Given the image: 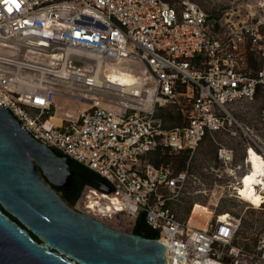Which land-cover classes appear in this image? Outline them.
Returning <instances> with one entry per match:
<instances>
[{"label":"built area","instance_id":"built-area-1","mask_svg":"<svg viewBox=\"0 0 264 264\" xmlns=\"http://www.w3.org/2000/svg\"><path fill=\"white\" fill-rule=\"evenodd\" d=\"M255 5L247 19L234 21L233 11L211 25L195 0H0V105L35 139L99 176L76 210L128 233L144 223L165 245L167 264H264V235L253 247L236 241L240 218L221 213L197 225L173 207L206 136L245 132L240 160L217 142L236 198L248 151L264 156L228 107L264 92V0ZM120 59L140 65L139 91L108 81V63ZM169 104L184 124L158 115ZM177 154L186 156L182 170L170 164Z\"/></svg>","mask_w":264,"mask_h":264},{"label":"water","instance_id":"water-1","mask_svg":"<svg viewBox=\"0 0 264 264\" xmlns=\"http://www.w3.org/2000/svg\"><path fill=\"white\" fill-rule=\"evenodd\" d=\"M73 174L70 157L0 105V264H167L161 241L74 209L53 187Z\"/></svg>","mask_w":264,"mask_h":264},{"label":"rangeland","instance_id":"rangeland-1","mask_svg":"<svg viewBox=\"0 0 264 264\" xmlns=\"http://www.w3.org/2000/svg\"><path fill=\"white\" fill-rule=\"evenodd\" d=\"M195 1L207 11L211 25L217 22L224 23L226 18L231 17L230 14L233 11L238 13V15L234 14V21L247 19L250 9L254 11L256 8L255 0ZM218 32H222V29ZM124 65L125 70L134 74H138L141 69L137 63H125ZM60 102L65 104V108H73L77 104L73 101L61 100ZM263 104L264 92H260L254 100H244L240 103L233 102L228 104V107L244 127H249L253 131L255 137L264 147V126L259 124L260 110ZM176 109L177 106L169 104L160 109L158 115L163 118L164 114L169 113V111L175 112ZM60 111H62L61 108L58 112ZM165 122L172 126L176 121L169 118ZM234 130L236 131L235 135L229 132H219L215 133L214 136L208 135L204 138L191 160L186 189L180 199L174 202L173 207L179 217L183 220H191L192 223L197 225L206 223L210 217L215 215L230 212L233 216L241 219L236 241L248 247H253L258 236L260 234L264 235V156L262 158V155L259 156L255 153L257 162L253 163L252 157H250V163L248 160V169L240 176L241 186L238 185L235 188L239 190L240 196L238 197L240 199L236 198L234 194H229L228 184L232 179L226 175L223 166L217 160L216 150L217 142L223 143L235 149L236 158L240 160L244 149H246L245 132L240 128ZM249 152H256V150L251 148L248 151L250 155ZM154 158L159 159L161 157L155 156ZM185 160L186 156L184 154L173 155V162L170 164L173 169L182 170L186 165ZM256 163H258L259 168L258 174L263 179L259 183L254 182L253 178L255 177L252 175L253 164ZM258 184L260 186H256ZM218 197L219 202H217Z\"/></svg>","mask_w":264,"mask_h":264},{"label":"trees","instance_id":"trees-1","mask_svg":"<svg viewBox=\"0 0 264 264\" xmlns=\"http://www.w3.org/2000/svg\"><path fill=\"white\" fill-rule=\"evenodd\" d=\"M163 118L165 120L169 118L174 119L176 121L174 124H179V123L184 124V118L178 108L175 110V112L169 111V113L164 114ZM56 151L60 155L64 156V154L61 153L60 151L58 150ZM153 161L156 164L160 163V161H158V159L156 158ZM71 165H72V170L74 172L72 176V184L74 185V192L69 197V204H73L76 201L84 185L86 184L99 185L100 184L99 176L93 171H91L90 169H88L87 167L82 166L81 164L77 163L73 159H71ZM66 198L67 197L64 196L65 200ZM138 228L139 230L138 229L135 230L136 233H139L143 236L150 237V238L156 237V234L150 228L146 227L144 223H141Z\"/></svg>","mask_w":264,"mask_h":264},{"label":"bare ground","instance_id":"bare-ground-1","mask_svg":"<svg viewBox=\"0 0 264 264\" xmlns=\"http://www.w3.org/2000/svg\"><path fill=\"white\" fill-rule=\"evenodd\" d=\"M123 60L120 59V61L117 64L108 63L107 74H108L109 79H110L108 81L112 84L117 85L125 93L130 94V93L139 91V89L143 85V79L145 78V76L141 72H138V74H134L131 71L125 70L124 69L125 63ZM100 68L101 67L99 66V72H100ZM59 108H61V107H58V111H59ZM57 114H58V112H57ZM57 114H56L55 118L58 117ZM255 153H257L259 156H261V154H259L257 151L251 152L249 155V159H248L249 163H250V157H252L253 163L257 162V155ZM261 157L263 158V156H261ZM258 170H259L258 163L253 164L252 175H253V177H255V178H253L255 183H259V182H261V180H263V179H261L260 175L258 174ZM256 186H260V185L258 184ZM228 216H229V213L224 212L222 215V219H226Z\"/></svg>","mask_w":264,"mask_h":264},{"label":"flooded vegetation","instance_id":"flooded-vegetation-1","mask_svg":"<svg viewBox=\"0 0 264 264\" xmlns=\"http://www.w3.org/2000/svg\"><path fill=\"white\" fill-rule=\"evenodd\" d=\"M80 180V179H79ZM56 190H58L59 192H60V194L62 195V197L64 198V196L65 197H67L66 198V201L69 203V197L73 194V192H74V185L72 184V180H71V183H70V185L66 188V189H61V188H59V187H57V186H53ZM5 212V211H4ZM6 213V212H5ZM6 214H8V213H6ZM9 216H11V215H9ZM12 217V216H11ZM14 220H16L14 217H12ZM138 230H139V228H138ZM35 238V237H34Z\"/></svg>","mask_w":264,"mask_h":264},{"label":"clouds","instance_id":"clouds-1","mask_svg":"<svg viewBox=\"0 0 264 264\" xmlns=\"http://www.w3.org/2000/svg\"><path fill=\"white\" fill-rule=\"evenodd\" d=\"M56 150V149H55ZM86 185H92V184H86ZM86 185H84V186H86ZM83 186V187H84ZM83 189V188H82ZM82 191V190H81ZM81 193V192H80ZM74 204V203H73ZM73 204H70V205H72L73 206ZM75 209V208H74ZM93 218V217H92Z\"/></svg>","mask_w":264,"mask_h":264},{"label":"snow or ice","instance_id":"snow-or-ice-1","mask_svg":"<svg viewBox=\"0 0 264 264\" xmlns=\"http://www.w3.org/2000/svg\"><path fill=\"white\" fill-rule=\"evenodd\" d=\"M5 2H6V0H5Z\"/></svg>","mask_w":264,"mask_h":264}]
</instances>
